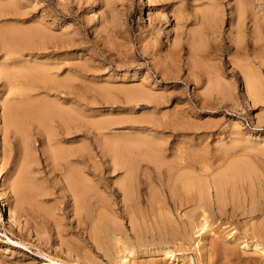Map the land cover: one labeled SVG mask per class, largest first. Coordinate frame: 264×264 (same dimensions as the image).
<instances>
[{
  "label": "rangeland",
  "instance_id": "1",
  "mask_svg": "<svg viewBox=\"0 0 264 264\" xmlns=\"http://www.w3.org/2000/svg\"><path fill=\"white\" fill-rule=\"evenodd\" d=\"M9 1L20 5L25 15L21 13V21L13 19L11 14L1 15V27L9 24L31 29L34 26L48 37H42L43 43L37 37L34 43L28 42L18 49L0 39V203H4L8 213L12 212V219L23 215L22 225L26 219L31 223L29 235L13 222L11 229L7 219L0 216V264H13L18 259L20 264H54L38 248L14 244L20 240L18 233L39 244L43 252L58 254L59 261L75 263L78 260L75 255L60 252L57 245L61 240L79 241L78 244L84 245L82 239L86 235L76 230V220L70 213L73 201L70 200L69 210L62 209L59 171L53 167L49 155V151L74 146L93 150L89 151L97 156L106 175L105 182H109L105 192L103 187L100 190L107 199L118 202L116 208L122 206L123 199L121 192H116L118 184L130 182L126 170L119 166L122 160L128 159L138 167L135 179L128 185L130 189L133 187L131 200L135 201L132 203L139 199L150 201L154 194L167 202L166 198L172 197L167 179L182 163H197L194 172L198 177L202 175L200 166L207 165L204 175L212 176L231 162L243 166L246 173L237 180L238 185L236 182L239 191H244L240 193L243 200L240 194L236 200L239 204L242 202L239 209L230 201L225 207L226 213L218 214V209L205 215L201 212L192 224L185 226L174 244L160 245L155 241L158 247L151 245L149 249L125 245L133 254L123 251L122 242L116 244V237H112L115 241L110 242L111 250L107 254L103 250L94 253L100 264H119L124 252L127 261L122 264H264V0H188L173 6L159 0ZM205 12L211 16L201 25ZM175 13L181 14L180 19L171 16ZM4 66L10 73L24 67L30 69L39 74L37 78L41 81L36 78L32 90L20 84L11 87L1 73ZM19 77L16 79L23 82ZM24 101L50 107L52 104V109L63 114L76 111L79 120L76 122L88 127L100 121L108 127L101 130L99 145L96 143V149H92L91 140L83 131L63 132L57 116L49 117L42 124L36 120L25 121L20 113H13L12 117H16L9 123L12 113L8 106ZM110 138L115 145L106 148ZM138 139L144 140L147 147L153 146L149 149L144 146L148 150L143 151L141 145L138 148L135 144ZM111 156L119 160L116 170L106 162ZM26 162L36 183L47 193L35 206L22 201L14 185ZM249 183L255 195L260 196H257L259 205L256 203L252 211V206H248L250 197L246 201ZM232 205L234 211L238 210L234 215ZM42 207L50 208L48 214L53 218L49 215L50 222L56 221L57 226L54 224V229L53 224H46H50L48 233L45 230L46 233L37 237L33 223H39L38 230L44 231L47 227L40 218L44 212ZM174 209V217L181 218L183 208ZM121 221L130 231L126 218ZM57 232L63 238L57 237ZM48 236L52 238L53 249L42 244ZM159 250L168 253L164 255Z\"/></svg>",
  "mask_w": 264,
  "mask_h": 264
},
{
  "label": "bare ground",
  "instance_id": "2",
  "mask_svg": "<svg viewBox=\"0 0 264 264\" xmlns=\"http://www.w3.org/2000/svg\"><path fill=\"white\" fill-rule=\"evenodd\" d=\"M3 1H6V0H2V2H0V17H1V15H10L11 14L13 16V19L15 18L16 20L21 21L22 14H23V17L25 14L22 13L23 10L20 11L21 10L19 8L20 5L17 6L15 3H13V1L12 2H10V1L8 2V0H7V2H3ZM159 1L167 3L168 6H173V5H175V3L179 2V1H181V2L187 1L188 2V0H159ZM105 4L106 3H104V5ZM108 5L110 6L109 3H108ZM23 12H25V11H23ZM172 12H174V11H172ZM207 12H205L204 14L202 13L203 18L201 20V25L203 24V21L206 18H209L211 16V14L209 16V14ZM171 16H174V19H175V18H179L181 16V14L176 15V13H175L174 15H171ZM185 16H187V15H185ZM1 18H3V17H1ZM187 20H188V17H187ZM17 24H19V23H17ZM8 25L9 24H7V26L6 25L5 26L2 25V27L0 26V39L3 40V42L7 41V43L11 44V46L12 45L16 46L14 48H17V47L21 48L22 46L24 47L25 44L28 42L34 43V41H35V39H37V37L41 38L39 40V42L41 41L43 43L42 37L44 39L45 38L44 36H46V34H45L46 32H43L40 28H35L34 26H32L33 24L31 25L32 27H34L33 29H32V27H31V29L28 27H27L28 29H25L24 27H19L16 25H9V26ZM22 28H24V29H22ZM43 28H45V27H43ZM215 30H217V29H215ZM191 34H192V32H191ZM51 36H50V40H51ZM46 37H48V36H46ZM48 39L49 38H47V40ZM64 40H62V41H64ZM39 42H37V43L40 44ZM6 45L7 44H4V46H6ZM11 49H12V47H11ZM14 52L17 53V50L15 51V49H14ZM18 53H19V55L22 56V54H20V52H18ZM19 57H18V59H19ZM20 62H21V60H20ZM22 63H23V61H22ZM7 66H9V64ZM6 67L4 69L3 68L1 69L2 70L1 73L6 76V80H7V83L9 84V86L14 87V86H18L15 84H20L22 87H24V88L27 87L26 89H29V90L32 87H34L32 85L35 84L34 82L37 78V75H39L38 73L34 74V71H32L30 69L28 70L25 67H24V69H19L16 72L10 73V71ZM33 70H36V69H33ZM36 72H38V71H35V73ZM18 76H20L19 77L20 79L22 78L23 82L22 81L20 82L16 79ZM40 76H38V77H40ZM245 76H246V74H245ZM42 78L46 79L45 76L44 77L42 76ZM39 79L41 81V78H39ZM39 79L37 78L38 81H39ZM246 86H248V85H246ZM251 86H253V85L251 84ZM26 89H25V91H26ZM15 91L16 90H14V92ZM26 95H27V93H26ZM106 97H107V95H106ZM14 103L10 104V105L8 103L9 113H12L11 116L9 117L10 118L9 123H13V121H14L13 119L16 117V116L12 117L13 113H16V114L18 113V115L21 114L20 116H22V118L25 121L26 120H36L42 124H44V122H46V120L49 119V117L54 118L57 116L60 118V120H59L60 122L58 121L59 122L58 126H59V128H61L63 130V132L67 131L68 134H71V132H69L70 129L75 130L74 132L83 131V135H85L87 138H90L92 146H93V148L91 146L92 149H96V145H95L96 143L99 145V141H100L99 138H101L99 136V134L101 133V130H105L108 127L106 122H102L99 120L100 122H96V123L92 124V126H90L91 127L90 128V127H88L89 126L88 124H85L83 122H76V121H79L78 117H77L78 112L70 111V112L63 114V113H60L58 111H55V109H52L51 108L52 104L50 107L49 105H38L36 102H29V101H26V102L24 101V102H19V103L16 102V104H14ZM17 103H18V105H17ZM62 111H65V110H62ZM79 114H80V112H79ZM8 116H9V114H8ZM80 117H79V119H80ZM82 128H84V129H82ZM120 137H123V136H120ZM53 138H54V136H53ZM92 139L94 140V144L92 142ZM48 140H49V138H48ZM111 140H114V139H111V138L108 139V141L106 143V145H107L106 148H108L109 146H112V144H113V146L115 145L114 142ZM119 140L123 141V139H119ZM124 140H125L124 142H126L127 139H124ZM1 141H2V139H1V135H0V144H1ZM130 141H131V139H130ZM143 141L144 140L139 141V139H138V141L135 143L138 148L140 145L142 146L141 150L144 149L146 151L149 149V147L151 148V146H153V145H151V146L147 147L148 146V145H146L147 143H143ZM118 142L119 141H117V144H118ZM124 142H123V146L125 144ZM126 143L130 144L131 142L128 141ZM119 145H120V142H119ZM133 145H134V143H133ZM149 145H150V143H149ZM144 146H145V148H148V149H145ZM104 148H105V146H104ZM89 150H87L86 147H80V146L75 147L74 146V147H61V148H58L56 150L49 151L50 159L53 162V167H55V169L59 171L58 175L60 176V182L58 183V186H59V189L61 190V195H62L61 196L62 197V202H61L62 209L63 210H69L70 200L73 201V203H71L70 213L72 214V216H74V218L76 220V225H75L76 230L79 233H81L82 235H86V238L82 239L84 242L83 243L84 245L78 244L79 241H78V243L74 242V240L70 241L71 239L69 240L70 242H67L68 240H66L67 243H64L61 239H60L61 242L59 241V243H58L56 240H54V243H58L57 245L60 246L59 247L60 252L61 251L67 252L68 256H71V257L75 255L78 258V260H76L75 263H72V262L67 261V260L66 261L65 260L59 261L58 254L53 256V255L49 254V252L48 253L46 251L43 252L41 250L42 248H40L38 246L39 244L36 245L35 243L31 242L30 239H28L23 233L17 234L19 236L20 240L17 242H13L14 244H18V245H21L24 247L30 246V249H31V247H34V248L36 247V248H38L40 253L45 255V257L46 256L49 257L51 262H53L54 264H100L99 259L97 260V258L95 257L96 255L94 256V253L96 251L103 250L107 254V252H109L111 250V248H110L111 247V243H110L111 241L114 242L116 240L115 241L116 244L119 242H122L121 244H123L124 246L126 245L127 247H128V245H129V247H133V246L137 245L139 247H144V249L146 247L149 249V247L151 245L152 246L157 245V243L156 244L153 243L155 241L158 242L160 245L165 244V243L167 245V243L170 244V242H173L172 244H174V242H177L179 240V238H180L179 234L182 235L181 233H182V231L185 230V228H186L185 226H187L188 224L189 225L192 224V222H194L193 218L197 217L199 214L205 215L206 212L207 213L208 212L213 213V211L215 209H218V211H219L218 214L220 212L226 213L225 207H227V204L230 201L233 205H237L235 207H237L238 209L240 208V204L242 203V202H240V204H239V201H236L239 194L244 192V191L241 192V190L239 191L240 187H239V189L237 188L238 186L236 187V182L240 178L244 177L246 173L244 174V172H243L245 170V169H243V166L242 167L236 166L234 164V162H231L232 164L230 163L229 165H227V168H224L223 165H221L224 169L219 173H216V174L214 173L213 175L211 174L212 173L211 172L210 174L212 176L204 175V174H206L205 171L208 168L207 165L206 166L205 165H203V166L199 165L201 167L199 169H201L200 171H202V175L200 173V177H198L197 173L194 172V171H196L194 169V166H196L197 163H196V165L194 164L195 162L187 163L186 165H184V163H182V165H183L182 167H180L178 165L180 168H177V164H176L177 169L173 170L174 172H171V174H169V172L172 171V169L169 170L167 173L170 175L169 176L170 179H167L168 181L170 180V183H168V182L167 183L169 185L168 190L170 188V190H169L171 192L170 195H172V197L170 196L171 200H169L170 197L168 196L169 199L166 198L167 202H164L162 199L159 198V196L157 197V196H155L154 193H152L154 195L151 194L152 196H150V201L147 200V202L146 201L141 202L139 199V201L136 200L135 203H132L133 201H135V200H133V201L131 200L132 199L131 198L132 197L131 189L133 187L130 189L128 185L131 183V181L133 182V180L135 179V177L137 175L136 173H137L138 167H136L135 163H133L132 161L128 162L127 161L128 159H127V160H122V162L120 161L121 164H119V166L126 170L127 178L130 182L129 183L125 182V181H121L120 183L118 182L119 184H118L116 192L118 194L121 192V194L123 195V196L121 195L123 197V199H121L123 208L121 209L122 206L116 208V206L118 205V202H115V200L110 201L109 199L106 198V196H104L103 190H100V189L104 188V192H105V190H107V188H109V182L108 181L105 182L106 175L101 170L100 165L95 158L97 156L93 152L92 153L90 152L93 150H90V151ZM184 150L185 149H183V151ZM118 153H120V152H118ZM188 154L190 155V153H188ZM138 156H140V155H138ZM186 157H188V159L190 158V156H186ZM121 159H123V158H121ZM188 159L185 158V160H188ZM190 159H189V161H190ZM206 160H208V159L206 158ZM118 161L119 160L112 157L111 160L106 161V162L113 164L114 170H116L117 166H118ZM208 162H209V160H208ZM76 163H78V165ZM28 164H29V162H26L21 167V170L18 174L17 180L14 182V185L17 188V192L19 194L18 197H20L21 200L24 202L26 201V202L33 203V206H35L34 203L39 202V199L41 197H43L44 195H47V193H45L46 191L43 190V188L36 183V181L34 180V177H32V174L28 168ZM80 165H83V166H80ZM241 165H243V164H241ZM204 166H205V168H204ZM173 168H174V166H173ZM55 169H54V171H56ZM213 170H216V168ZM159 176L161 177V174ZM238 183L239 182H237V185H238ZM252 183H254V182H252ZM101 187H103V188H101ZM247 189H248V187H247ZM110 191H113V189ZM114 192H115V190H114ZM111 193H113V192H111ZM246 193H248V199H246V201L249 200V197H250V200H249L250 203H248V201H247L248 206L250 204L252 206V207H250V210H251V208L253 210V207L256 206L257 198L258 197L260 198V196H258L257 191H256L257 195H255V190L253 191V187L251 184H250L249 189L247 190ZM135 195H137V194L135 193ZM156 195H157V193H156ZM243 195H244V193H243ZM133 196H134V194H133ZM241 196H242V194H240V197ZM66 199H68V200L66 201ZM166 199H165V201H166ZM227 199H229V201H227ZM241 199H242V197H241ZM42 200H43V198L41 199V201ZM43 202H41V204ZM171 205H174V207H173V208H175L174 211H176V208H177V211H178V208H183V210L181 209L182 213L180 212L181 218H179V217L175 218L174 217V214H173L174 212H172L173 208ZM233 205H232V212L234 215L235 212H237L238 210L235 209V211H234ZM243 206H245V205H243ZM43 207H42V210L44 212L42 211L43 214L41 215L40 218L43 222H45V225H46L48 223H51L50 218H49L50 214H48V212H49L48 209H50V208L48 207V209L47 208L45 209ZM37 208H39V207H37ZM187 208H189V209H187ZM241 208H242V206H241ZM117 210H119L120 212H118ZM247 210L249 211V209H247ZM241 211H243V210H241ZM201 212H202V214H201ZM11 213L7 212V208L5 207L4 203H0V216H4L7 219L6 223L11 226V229L13 228L12 227L13 226L12 222H13L14 224H16L18 226V228L20 230H22V232H23V230H26L27 232H29L27 234L31 235V232H30V224L31 223L26 219L25 223L22 225V222L20 221V217H23V215H20L19 218L12 219L13 217L11 216L12 215ZM240 213L242 214V212H240ZM50 216H51V219H53L52 215H50ZM222 216H223V214H222ZM119 218H121V220H122V218H126V220L128 221V223L131 226L130 231L127 229V227L124 226L123 223H121L122 221L119 220ZM199 218H202V217L199 216ZM55 222L51 223V224H53L54 229H55V226H57V224ZM38 224L39 223L37 221H35L33 223L34 227L36 226L34 228L35 231L33 230V232L36 233L37 237H41L42 236L41 233L42 232L46 233L48 230V226L50 228V224L48 226L46 225L47 227L45 226L46 228L44 229V231L38 230V227H37ZM54 224H56V225L54 226ZM203 224H205V223H203ZM202 226H204V225H202ZM31 227H32V225H31ZM43 228H44V225H43ZM261 229H263V228H261ZM45 230H46V232H45ZM56 230H57V228H56ZM58 230H61V229H58ZM10 231L12 232L13 230H10ZM62 232H64V231H60V233H62ZM60 233L59 234H58V232L56 233L57 237H59L58 235H60ZM117 236L119 238H117ZM43 237H44V235H43ZM60 237H62V235H60ZM112 237H116L117 239L115 238V240H114ZM75 240H76V238H75ZM42 241H43V239H42ZM43 243H45V245H47V247L50 249L53 246V241H52L51 236L46 237L44 239V241L42 242V244ZM115 243H114V246H115ZM42 244H40V246ZM63 244H65V245H63ZM109 245H110V247H109ZM118 245H120V244H118ZM64 246H65V248H64ZM125 247H124L123 251L126 250L130 254L134 253L131 250V248L129 250H127V247L126 248ZM157 247H158V245H157ZM52 249H53V247H52ZM121 249H122V247H121ZM54 250H55V248H54ZM123 251H121V252H123ZM158 252H160L164 255H166L168 253L167 250H159ZM124 254H125V252H124ZM124 254H121L122 256L120 255L121 258L119 260V262H120L119 264H122L125 261H127V256ZM20 260L21 259H18L14 263L20 264V262H21Z\"/></svg>",
  "mask_w": 264,
  "mask_h": 264
}]
</instances>
